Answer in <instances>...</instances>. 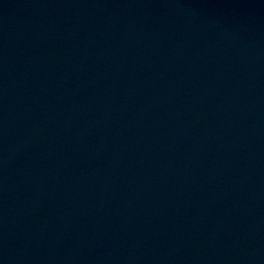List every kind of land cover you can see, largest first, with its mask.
<instances>
[{
    "label": "water",
    "instance_id": "95a60500",
    "mask_svg": "<svg viewBox=\"0 0 264 264\" xmlns=\"http://www.w3.org/2000/svg\"><path fill=\"white\" fill-rule=\"evenodd\" d=\"M0 264H264V0H0Z\"/></svg>",
    "mask_w": 264,
    "mask_h": 264
}]
</instances>
